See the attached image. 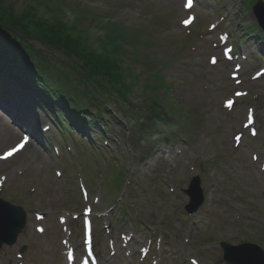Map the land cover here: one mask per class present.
I'll use <instances>...</instances> for the list:
<instances>
[{
	"label": "rangeland",
	"instance_id": "374dc122",
	"mask_svg": "<svg viewBox=\"0 0 264 264\" xmlns=\"http://www.w3.org/2000/svg\"><path fill=\"white\" fill-rule=\"evenodd\" d=\"M180 1L49 0L48 5L63 9L79 21L74 25L79 32L85 31L89 43L94 44L97 40L106 45L111 39L125 40L123 49L133 53H126L124 65L134 56L139 58L131 69L140 82L153 81L154 66L150 71L152 67L148 68V61L164 64L162 76L168 91L156 93L160 99L157 111L166 119H162L165 124L155 122L144 134L145 138L150 134L152 141L144 142L143 150L140 148L138 153L128 150L127 136L118 131L129 132L128 126L120 125L124 124L123 119L135 121L136 125L145 123L147 116L154 120L151 116L154 111L148 108L152 103L151 94H146L145 87L139 85L126 100V109L115 120L101 118L104 124L99 130L102 127L105 135L110 137L111 149L98 148L100 161H95L94 150L78 141L72 158L57 157L42 147L43 155L38 159L31 156L32 145H29L14 159L0 165V177L10 173L0 198L20 206L26 214V225L16 243L12 247L2 246L0 264H18L16 256L21 254L24 264H64L60 247L63 235L60 228L63 226L71 231V244L80 249V212L85 201L79 194V183H83L89 195L95 252L102 264H125L119 262V259L125 261L120 244L114 255H110L108 244L111 235L117 238L120 231L126 230L134 232V243L140 242L145 247L143 238L151 236V246H154L155 238L160 237L159 248L154 252L150 250V260L156 257L159 264H189V259H195L197 264H223L220 242L255 243L264 250V75L253 81L251 75L257 69L249 59L246 64H241L239 79L242 84L238 89L248 95L236 100L232 110L227 111L222 102L237 88L229 87L228 73L232 66L223 62L217 37L230 29L233 34L230 39L234 41L235 33L241 27L256 25L255 18L249 5H243L245 11L240 16L237 14L239 0H221L217 7L205 6L192 11L196 22L190 29L183 30L179 23L184 16L180 14ZM5 3L13 6L16 13L31 5L38 16L46 15V0H5ZM221 7L219 16L221 13L225 16L224 24L215 25L214 31L210 32L208 26L216 18L213 11ZM50 16L49 12L47 17ZM242 44L250 55L255 56V44L247 40ZM37 48L46 51L39 44ZM211 56L217 58L214 67L208 64ZM48 59L70 77H76L60 58ZM146 68L148 70L144 71ZM59 85L60 82L55 83L52 88H59ZM60 89L64 91L65 86ZM12 99V107L21 110L19 99ZM247 108L255 111L254 127L258 131L255 138L241 130ZM21 111L29 116V111ZM4 118L0 123L8 125L15 137L8 140L0 136V153L11 147L21 134L7 117ZM34 122L43 124L45 120L38 116ZM163 126L172 128L175 135ZM161 130L169 132L174 139H167L168 147L171 146L173 151L170 157L160 151ZM237 133H244L239 145L232 140ZM103 138V135H95L100 143ZM94 163L99 164L98 167ZM120 166L128 174H124L122 188H113L112 181L118 176ZM195 175L201 180L205 201L193 216H188L183 209L188 200L183 190L190 177ZM33 210L47 215L39 224L44 229L41 235L34 231ZM120 212L131 220H121ZM73 214L77 216L76 220ZM60 219L66 222L61 224ZM109 220L121 225L105 235L103 231ZM22 248L25 249L23 253L20 252Z\"/></svg>",
	"mask_w": 264,
	"mask_h": 264
},
{
	"label": "trees",
	"instance_id": "16d2710c",
	"mask_svg": "<svg viewBox=\"0 0 264 264\" xmlns=\"http://www.w3.org/2000/svg\"><path fill=\"white\" fill-rule=\"evenodd\" d=\"M50 2L46 0V15L38 16L34 6H26L16 13L13 6L0 0V74L27 78L33 88H41V94L59 99L50 104L57 110H65L66 105L72 104L75 109L67 112L66 117L74 124L79 122L82 127L85 123L80 117L90 118L94 131H97L96 119H113L109 106L120 110L137 86H145L146 93H155V99L156 91H168L159 69L152 71L151 83H142L131 69L136 58L124 65L127 50L122 44L125 40L111 39L106 45L97 40L94 44L89 43L85 31L79 32L75 27L79 21L63 9L48 5ZM49 12L51 16L47 17ZM38 44L46 51L38 49ZM52 55L69 66L76 77H70L63 68L51 62L48 57ZM150 65L155 66L152 62ZM58 81L65 86L63 92L51 88L50 83ZM0 83H3L1 79ZM79 100L82 102L77 105ZM151 108L154 111V106ZM91 111L93 114L89 113ZM149 125L140 126V132L147 131ZM132 143L136 144L134 138Z\"/></svg>",
	"mask_w": 264,
	"mask_h": 264
},
{
	"label": "water",
	"instance_id": "95a60500",
	"mask_svg": "<svg viewBox=\"0 0 264 264\" xmlns=\"http://www.w3.org/2000/svg\"><path fill=\"white\" fill-rule=\"evenodd\" d=\"M255 13L260 17V21L264 27V6L258 3L254 8ZM198 192V200L191 193ZM190 194V204L187 207L189 212L196 210L201 204L202 197L198 189V179H194ZM24 225V217L20 209L12 207L6 203L0 202V236L8 238V244L15 241L17 233ZM224 249V260L228 264H264V254L261 250L249 244H243L237 247L221 245Z\"/></svg>",
	"mask_w": 264,
	"mask_h": 264
},
{
	"label": "bare ground",
	"instance_id": "6f19581e",
	"mask_svg": "<svg viewBox=\"0 0 264 264\" xmlns=\"http://www.w3.org/2000/svg\"><path fill=\"white\" fill-rule=\"evenodd\" d=\"M9 96H11V97H16V93L15 94H13V92H12V90H10L9 91ZM13 110H14V108L13 107H11ZM11 109V110H12ZM7 113L9 112V111H6ZM3 128V129H2ZM1 129L2 130H0V136H4V138H6V139H13L14 137H15V132H13V131H11V130H9V128H8V125H4L3 127H2ZM8 139V140H9ZM32 153H31V156H37L38 157V159H40V157L43 155L42 154V152H41V149L39 148V147H36V146H33V148H32ZM13 158V157H12ZM11 158V159H12ZM7 162H9L8 160H6L5 161V163H7ZM3 164V162H0V165H2Z\"/></svg>",
	"mask_w": 264,
	"mask_h": 264
},
{
	"label": "snow or ice",
	"instance_id": "6c2138e0",
	"mask_svg": "<svg viewBox=\"0 0 264 264\" xmlns=\"http://www.w3.org/2000/svg\"><path fill=\"white\" fill-rule=\"evenodd\" d=\"M191 2H192V0H188V3H187V7H190L191 6ZM190 21H185L184 23H185V25H187L188 23H189ZM214 62V61H213ZM229 106H231V102H229ZM237 139H239V138H237ZM19 147H23V143L19 146ZM17 150H19L18 148L17 149H13L12 151H10V152H8L7 154H6V156H4V157H0V158H7V156H11L12 154H13V152H15V151H17Z\"/></svg>",
	"mask_w": 264,
	"mask_h": 264
}]
</instances>
